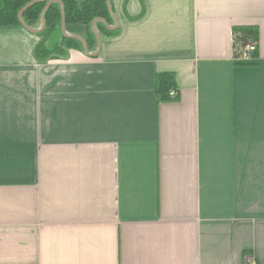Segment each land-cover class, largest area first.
I'll use <instances>...</instances> for the list:
<instances>
[{
	"label": "crops",
	"instance_id": "crops-1",
	"mask_svg": "<svg viewBox=\"0 0 264 264\" xmlns=\"http://www.w3.org/2000/svg\"><path fill=\"white\" fill-rule=\"evenodd\" d=\"M111 2L90 55L0 26V264H264V0Z\"/></svg>",
	"mask_w": 264,
	"mask_h": 264
},
{
	"label": "trees",
	"instance_id": "trees-1",
	"mask_svg": "<svg viewBox=\"0 0 264 264\" xmlns=\"http://www.w3.org/2000/svg\"><path fill=\"white\" fill-rule=\"evenodd\" d=\"M111 6V0H0V26L23 24L33 29L40 37L33 51L34 57L38 63L45 64L66 58L71 49L97 52L99 46L93 29L94 22L100 39L118 35L119 28H110L115 25L109 9ZM63 22L68 35L78 36L83 42L64 36ZM236 32L235 42L242 48L254 30L238 28ZM173 89H176L175 75L159 73V101L173 100L169 95Z\"/></svg>",
	"mask_w": 264,
	"mask_h": 264
},
{
	"label": "water",
	"instance_id": "water-1",
	"mask_svg": "<svg viewBox=\"0 0 264 264\" xmlns=\"http://www.w3.org/2000/svg\"><path fill=\"white\" fill-rule=\"evenodd\" d=\"M109 9H110V12L112 13V15H113V17H114V19H115V25H114V26H111L110 28H111V29H116V28H118V20H117V17H116V15H115V13L113 12V9H112L111 7H110ZM43 20H44V18H43ZM25 26H26V25H25ZM26 27H27V26H26ZM28 28H29V27H28ZM43 28H44V22H43ZM29 29H30V28H29ZM93 29H94V32H95V34H96V36H97L98 46L100 47V45H101V39H100V36H99V34H98V31H97L96 28H95V22L93 23ZM31 30L34 31L33 29H31ZM34 32H35V31H34ZM62 32H63V35L66 36V37L77 38L78 40H80L81 42H83L82 39L79 38L78 36L68 35V34H67V32H66V30H65V23H64V22H63ZM98 52H99V48H98V51H97L96 53H98ZM86 53L90 55V53H89L87 50H86ZM93 55H96V54H93Z\"/></svg>",
	"mask_w": 264,
	"mask_h": 264
},
{
	"label": "built area",
	"instance_id": "built-area-1",
	"mask_svg": "<svg viewBox=\"0 0 264 264\" xmlns=\"http://www.w3.org/2000/svg\"><path fill=\"white\" fill-rule=\"evenodd\" d=\"M255 51H257V47L249 43H247L246 45H243L241 48V54L243 55V58L245 59H249ZM169 95H170V98L174 100V99H177L179 93L177 90L173 89L170 91Z\"/></svg>",
	"mask_w": 264,
	"mask_h": 264
},
{
	"label": "rangeland",
	"instance_id": "rangeland-1",
	"mask_svg": "<svg viewBox=\"0 0 264 264\" xmlns=\"http://www.w3.org/2000/svg\"><path fill=\"white\" fill-rule=\"evenodd\" d=\"M248 43L249 44H254L255 43V40L254 39L253 40H249Z\"/></svg>",
	"mask_w": 264,
	"mask_h": 264
},
{
	"label": "bare ground",
	"instance_id": "bare-ground-1",
	"mask_svg": "<svg viewBox=\"0 0 264 264\" xmlns=\"http://www.w3.org/2000/svg\"><path fill=\"white\" fill-rule=\"evenodd\" d=\"M250 39L248 38L247 39V42L246 43H244V45H246L247 43H248V41H249ZM253 45H255L256 46V44L254 43ZM257 47V46H256ZM253 55V54H252Z\"/></svg>",
	"mask_w": 264,
	"mask_h": 264
}]
</instances>
